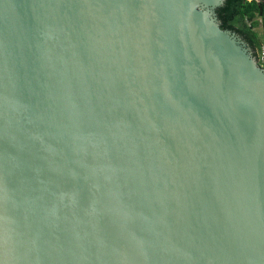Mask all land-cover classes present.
<instances>
[{
    "label": "water",
    "instance_id": "obj_1",
    "mask_svg": "<svg viewBox=\"0 0 264 264\" xmlns=\"http://www.w3.org/2000/svg\"><path fill=\"white\" fill-rule=\"evenodd\" d=\"M226 0H0V264H264V67Z\"/></svg>",
    "mask_w": 264,
    "mask_h": 264
},
{
    "label": "trees",
    "instance_id": "obj_2",
    "mask_svg": "<svg viewBox=\"0 0 264 264\" xmlns=\"http://www.w3.org/2000/svg\"><path fill=\"white\" fill-rule=\"evenodd\" d=\"M260 6H262V15ZM216 12L222 29L239 34L249 44L254 56L264 67V62L260 60L264 37L262 39L256 30L260 26L264 29V3L259 4L256 0H226L225 5L218 8Z\"/></svg>",
    "mask_w": 264,
    "mask_h": 264
},
{
    "label": "rangeland",
    "instance_id": "obj_3",
    "mask_svg": "<svg viewBox=\"0 0 264 264\" xmlns=\"http://www.w3.org/2000/svg\"><path fill=\"white\" fill-rule=\"evenodd\" d=\"M260 23H261V22H260ZM256 30H258V32H259L261 38L263 39V37H264V29H263V27L260 26V27L257 28ZM262 52H264V45H263V47H262Z\"/></svg>",
    "mask_w": 264,
    "mask_h": 264
},
{
    "label": "flooded vegetation",
    "instance_id": "obj_4",
    "mask_svg": "<svg viewBox=\"0 0 264 264\" xmlns=\"http://www.w3.org/2000/svg\"><path fill=\"white\" fill-rule=\"evenodd\" d=\"M259 4L264 3V0H256ZM261 9V15H262V6H260ZM238 36H240L239 34H237ZM241 37V36H240Z\"/></svg>",
    "mask_w": 264,
    "mask_h": 264
},
{
    "label": "built area",
    "instance_id": "obj_5",
    "mask_svg": "<svg viewBox=\"0 0 264 264\" xmlns=\"http://www.w3.org/2000/svg\"><path fill=\"white\" fill-rule=\"evenodd\" d=\"M260 60L264 62V52L261 53Z\"/></svg>",
    "mask_w": 264,
    "mask_h": 264
}]
</instances>
